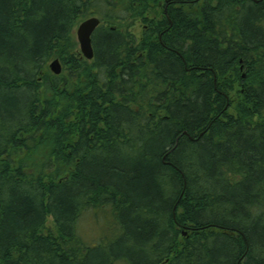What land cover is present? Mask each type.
<instances>
[{"label": "trees", "instance_id": "16d2710c", "mask_svg": "<svg viewBox=\"0 0 264 264\" xmlns=\"http://www.w3.org/2000/svg\"><path fill=\"white\" fill-rule=\"evenodd\" d=\"M0 264H264V0H0Z\"/></svg>", "mask_w": 264, "mask_h": 264}, {"label": "rangeland", "instance_id": "374dc122", "mask_svg": "<svg viewBox=\"0 0 264 264\" xmlns=\"http://www.w3.org/2000/svg\"><path fill=\"white\" fill-rule=\"evenodd\" d=\"M76 28L77 26L73 29L75 39ZM46 226L53 229V221L51 217L47 218ZM117 231V223L112 217L110 210L106 208L86 211L81 215L77 226L78 235L89 245L96 244L99 241H113Z\"/></svg>", "mask_w": 264, "mask_h": 264}, {"label": "water", "instance_id": "95a60500", "mask_svg": "<svg viewBox=\"0 0 264 264\" xmlns=\"http://www.w3.org/2000/svg\"><path fill=\"white\" fill-rule=\"evenodd\" d=\"M100 23L101 21L97 16H90L77 25L76 40L80 53L87 60L93 58L92 34ZM49 68L54 74H59L62 71L61 63L57 58L50 62Z\"/></svg>", "mask_w": 264, "mask_h": 264}, {"label": "bare ground", "instance_id": "6f19581e", "mask_svg": "<svg viewBox=\"0 0 264 264\" xmlns=\"http://www.w3.org/2000/svg\"><path fill=\"white\" fill-rule=\"evenodd\" d=\"M84 19H86V18H84Z\"/></svg>", "mask_w": 264, "mask_h": 264}]
</instances>
